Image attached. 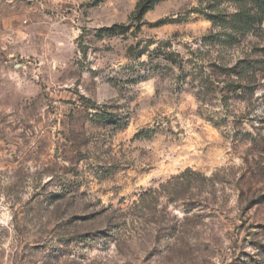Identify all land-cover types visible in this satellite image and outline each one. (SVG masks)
Masks as SVG:
<instances>
[{
    "label": "rangeland",
    "instance_id": "obj_1",
    "mask_svg": "<svg viewBox=\"0 0 264 264\" xmlns=\"http://www.w3.org/2000/svg\"><path fill=\"white\" fill-rule=\"evenodd\" d=\"M137 2L0 0V264H264L263 16Z\"/></svg>",
    "mask_w": 264,
    "mask_h": 264
},
{
    "label": "trees",
    "instance_id": "obj_2",
    "mask_svg": "<svg viewBox=\"0 0 264 264\" xmlns=\"http://www.w3.org/2000/svg\"><path fill=\"white\" fill-rule=\"evenodd\" d=\"M158 1L160 0H138L132 12L133 18L137 21H140L142 17L145 15V13L149 9H151ZM237 1H244V0H237ZM247 1H249L251 4L253 3L257 11L263 16V19H264V0H247ZM105 31H109L110 33H113V34H121L125 32V28H123L122 26L115 25L113 27L105 29ZM245 72L247 71L245 70L244 73ZM192 174L194 176L201 177L200 173L192 172ZM189 178L192 179L191 176Z\"/></svg>",
    "mask_w": 264,
    "mask_h": 264
}]
</instances>
